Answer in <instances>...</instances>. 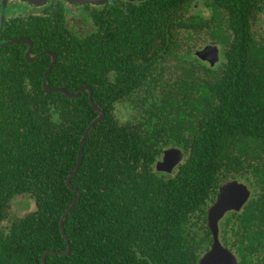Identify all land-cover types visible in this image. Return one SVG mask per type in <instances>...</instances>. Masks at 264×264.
I'll return each instance as SVG.
<instances>
[{
  "label": "trees",
  "instance_id": "16d2710c",
  "mask_svg": "<svg viewBox=\"0 0 264 264\" xmlns=\"http://www.w3.org/2000/svg\"><path fill=\"white\" fill-rule=\"evenodd\" d=\"M83 9L84 33L33 30L39 49L54 38L47 76L40 56L0 51V264L65 250L59 221L76 189L63 219L70 250L44 264H197L212 241L206 209L231 180L252 195L221 218L220 242L239 264H264V0ZM210 42L223 48L214 65L195 53ZM171 146L182 160L157 171Z\"/></svg>",
  "mask_w": 264,
  "mask_h": 264
},
{
  "label": "water",
  "instance_id": "95a60500",
  "mask_svg": "<svg viewBox=\"0 0 264 264\" xmlns=\"http://www.w3.org/2000/svg\"><path fill=\"white\" fill-rule=\"evenodd\" d=\"M29 4L40 6L47 3L49 0H23ZM68 4H87V5H103L109 0H62ZM127 1H142V0H127ZM196 55L201 60L207 61L210 65H214L219 60V49L216 44H207L201 49L196 50ZM62 91V89H58ZM68 96H75L67 93ZM89 100L92 102L91 93H89ZM93 104V103H92ZM96 108L95 105H93ZM101 111L99 112L98 118H96L92 123L88 125L84 134L82 135L79 148L77 153L76 164L72 172L68 175L66 179L67 185L70 186L71 177L78 171L81 158L82 149L87 135L94 124L102 117ZM183 158V153L177 147L171 146L161 150L158 154L157 160L155 162V169L161 172H171V170L176 166ZM80 196V191L76 189V196L69 208L63 213L59 221V228L62 236L66 240V249L60 252L46 250L41 255L42 264H44V256L47 253L57 252V253H67L70 250V243L63 230V219L70 211V208L74 205L78 197ZM250 196V190L247 185L243 182L237 180H231L224 182L218 187V191L215 196L214 202L206 209V226L211 233V244L209 248L202 254L199 258L197 264H238L236 255L226 248L219 239V221L221 218L229 211H239L242 206L247 202Z\"/></svg>",
  "mask_w": 264,
  "mask_h": 264
},
{
  "label": "flooded vegetation",
  "instance_id": "af4514ba",
  "mask_svg": "<svg viewBox=\"0 0 264 264\" xmlns=\"http://www.w3.org/2000/svg\"><path fill=\"white\" fill-rule=\"evenodd\" d=\"M54 2L55 0H49L43 5L35 6L23 0H0V51L3 50L5 56L10 60L13 57L18 61H23L25 58L34 60L40 56L44 64H46L45 76L51 71L56 61L55 46L53 45L55 44L54 38L53 36L49 38L51 50L46 48L39 49L38 46L33 45L32 37L36 36L33 30H38L42 27L44 30H49L50 35H53L52 31L57 30V28L67 29L75 33L79 31L84 33L88 26V17L83 8L94 6L68 4L63 1L62 5H65L66 11L63 13L65 18H61L62 15L55 10L57 4ZM78 9L80 10L78 11ZM207 44H216L220 57L221 51H223L222 46L214 42ZM247 187L251 196L252 190L248 185Z\"/></svg>",
  "mask_w": 264,
  "mask_h": 264
},
{
  "label": "rangeland",
  "instance_id": "374dc122",
  "mask_svg": "<svg viewBox=\"0 0 264 264\" xmlns=\"http://www.w3.org/2000/svg\"><path fill=\"white\" fill-rule=\"evenodd\" d=\"M199 8H203V7H201V5H200ZM206 12H207L206 10H203V13H204V14H205ZM119 112H120V113H119ZM118 113H119V114L122 113V109H121V108L119 109ZM19 203H20L21 207L25 208L24 201H20Z\"/></svg>",
  "mask_w": 264,
  "mask_h": 264
}]
</instances>
